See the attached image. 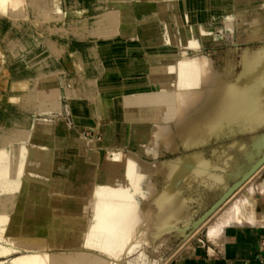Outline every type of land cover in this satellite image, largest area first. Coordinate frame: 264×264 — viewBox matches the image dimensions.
Listing matches in <instances>:
<instances>
[{
  "label": "rangeland",
  "instance_id": "obj_1",
  "mask_svg": "<svg viewBox=\"0 0 264 264\" xmlns=\"http://www.w3.org/2000/svg\"><path fill=\"white\" fill-rule=\"evenodd\" d=\"M113 1L111 6L110 0L95 3L84 0L82 8L97 4L94 9H98L70 17L64 16L66 2L60 0L62 14L55 21L62 28L51 30L44 19H38L34 25L39 33L40 49H46L49 58L54 60L48 58L46 64L56 66V71L42 73L39 78L53 80L52 91L41 88L46 103L57 105L50 113L41 104L39 107L37 96L30 99L23 95V101L21 98L14 101L10 95L14 87L22 88L19 81L25 77L35 82L36 68L26 67L24 75H17L15 68L12 69L16 58L7 52L6 56L3 50L7 48H1L0 60L6 56L5 60L13 64L11 70L0 68V79L5 82L0 83V135L16 127L13 122L6 124L7 112H19L17 115L29 118L33 114L37 122L60 121L62 128L50 140L55 145L49 142L55 146L51 150L59 166L54 168V161L49 163L51 178H45L47 182L35 187L39 194L32 202L50 198L55 208L53 215L58 211L69 212L72 221L75 220L73 212L81 209L83 215L78 217L76 225L84 224L86 228H58L57 235L45 232L43 236L51 243V250L40 251L32 233L37 232L38 224L47 221L45 215L28 212L21 227L12 224L14 215L0 218V264H14L37 254H40L38 261L32 264H198V261L264 264V257L261 263L249 258L240 261L238 257H226L218 249L214 254L210 249L212 258L225 260L195 258V249L203 256L198 248L204 244L207 247L216 244L228 253L226 234L230 232L238 236V245L233 250L243 252L241 256L247 255L246 251L252 252L251 247L246 248L251 240L247 230L264 232V202L260 201L264 186L259 183L264 178V0H186L185 5L179 4L181 17L175 22L172 20L166 40L158 37L153 43L141 33L143 24L134 8L136 0ZM112 7L119 15L123 12L129 15L134 23L131 31L125 36L119 34L117 40L128 43L139 40L144 49H151L142 53L132 48L127 50L125 70L129 76L126 77L118 61L102 57L98 45L101 36L95 33L97 29L90 20L95 12ZM140 12L145 16V12ZM70 18L83 19L84 23L76 26L69 23ZM25 20L20 23L25 24ZM76 27L83 31L80 37L74 32ZM58 36L71 43L70 51L65 53H77L76 72L92 79L93 94L82 89L77 93L73 83L62 81L70 69L64 53L52 49ZM21 42L17 44H25L24 40ZM91 46L97 53L96 67L90 71L85 67V49ZM106 76L113 77L117 83L113 78L105 83L106 78L102 79ZM89 87L86 88L92 89ZM113 90L116 92L113 96L103 95L104 91ZM126 91L142 94L148 101L146 109L139 110L135 126H131L134 120L123 119V113L116 106L120 101L122 110L130 111L132 104L128 100H118ZM82 92L88 95L82 96ZM95 96L106 99L107 108L99 102L98 108L104 109H94ZM74 99L82 101L72 107ZM21 101L32 106L18 109ZM73 108H77L76 117ZM12 132L7 137L0 136V142L10 145L14 152L10 159L14 156L11 159L14 162L18 145L26 142L20 138L28 136L29 130L25 134L24 130ZM35 147L40 151V147ZM37 150L34 157L44 164ZM89 161L92 168L87 173L81 168ZM75 165L81 170L78 176L70 172ZM83 174L85 177H81L85 180L78 185L80 191L76 192L75 204L63 205L62 185L82 180L79 176ZM98 183L97 190L93 191ZM235 202L250 203L252 209L242 210L240 220L235 219L238 223L231 225L230 221L212 239L211 227L228 214ZM259 246L262 252L264 234Z\"/></svg>",
  "mask_w": 264,
  "mask_h": 264
},
{
  "label": "bare ground",
  "instance_id": "obj_2",
  "mask_svg": "<svg viewBox=\"0 0 264 264\" xmlns=\"http://www.w3.org/2000/svg\"><path fill=\"white\" fill-rule=\"evenodd\" d=\"M59 1L60 0H0V21L1 20L8 21L10 23V26L8 27L9 31L16 33L18 31L17 28H19V26L21 24L20 23L21 20L29 19L30 18L29 15H31L32 19L35 20V23H34L35 26H36V23L39 21L38 19H42V20L44 19L45 23L47 22V25L50 26L51 30H58L59 27L62 28V26L57 25V23L55 21V19H57V16H59V14L61 13L59 10L60 9ZM64 1L66 2V7H65V10L63 12L64 16L75 17V16L82 14L83 12H87V11L91 12L93 10L95 11L98 9V8L94 9V6L98 7L97 4L90 5L87 8H82L80 5L83 3L84 0H64ZM94 1H96V0H92V2H94ZM99 1H101V0H99ZM149 2H150L149 0H136V3L134 4V8L136 11H138L139 18L143 24L141 33L144 34L145 36H148L151 39L150 43H153L155 40L158 39V37H159V39L162 38L161 40H163V38L166 37V34L170 30L171 24H173L172 20H174V22H175L176 18L179 20V18H178L180 16V11H179L180 7L179 6L182 5L183 2L186 3V0H165V1L155 0L154 4H150ZM199 2L197 3V6H199ZM185 3H183V4L185 5ZM194 3H195V1H194ZM110 4H111V6H113L114 1L110 0ZM140 11L145 12V16H143ZM82 18H84V17H82ZM90 20H91V24L93 26H95L97 29V32H95V33L98 34L99 36H101L100 43L98 45L100 47V53H101L102 57H108L110 60H112V62L118 61L121 64L122 75H125V77L128 75V73H126V70H125L126 69V67H125V54L127 53V50L129 48L130 49L132 48L133 50H135L139 53L144 52V50H147V51L151 50V49H144L142 47V45L140 44L139 40L138 41L134 40V41H131L129 43L125 42L123 40H117L118 39L117 36L119 34H122V36L127 35V33H129L131 31L130 29H132L134 23L129 19V15H126L124 12H123V15H119L118 11L114 7L110 8L108 10H104V11L101 10V11L95 12L93 15H91ZM25 21H28V20H25ZM69 23L77 24L76 26H80L82 23H84V20L83 19L78 20L75 18L74 19L70 18ZM174 25H176V24H174ZM95 27H93V28H95ZM172 27H174V26H172ZM180 27L178 29H180ZM2 29L4 30L5 27L0 25V42L2 43V45L0 46V54H2V51H1L2 47L7 48V51L4 50L3 52H5V53L7 52L12 57L17 56L18 54H22L20 60L14 62L15 65L12 68L13 71L15 68V70H16L15 72L17 73V75L18 74L24 75V73L26 72V67L36 68L35 71L33 72L35 82L31 81V78H29V77L22 78V76H21L22 80L19 79L20 80L19 82L22 83V85L20 84L22 86V88L19 87L18 89H16V87H17V85H16V87H14L15 90H13V92L11 89L12 93L10 95H12V97H14V101H16L15 100L16 98L17 99L21 98L23 95L30 97V99H32L31 98L32 96H37V98L40 100V101L38 100V105L40 107V104H41L44 107L43 110L45 112L50 113L52 111V109H57V105L55 103H53L52 106H50L51 104L46 103L47 100L45 99L44 91L41 89V88H45L46 90H50V88L52 87V84H53V80H49L46 77H44L43 79H39L40 74H42V73L48 74V73H52V72L56 71L55 64L54 65L50 64L51 69H50V65L46 64L47 59L50 56L49 53L47 52V50L41 49V50H38L35 52H29L28 48L26 47V43L24 45L17 44V42H20V41H22L21 43H23V40H22L23 37L21 35L13 38L10 34L3 32ZM64 30L67 32V29L64 28ZM174 30H172V31H174ZM74 32H76L79 36L82 34L83 31H81L79 27H76L74 29ZM167 36H170V35L168 34ZM165 40H166V38H165ZM5 46H7V47H5ZM70 48H71V43L67 39H65L64 37H60V36H58L56 38L55 43H54V47L52 48L55 52H63L64 53V58L66 61L65 63H66V65L69 66V69H70V74H68L66 76V80H64V78H63L62 81H64V83L65 82H68L71 84L73 83V85H74L73 87H75L74 90H77L78 91L77 93H79L80 92L79 90L82 89L83 92L87 91V90H91V91H88V94H89V92H91L93 94V92H95V89H94V87L90 86V84L93 82L92 79L88 78L84 74H80V73L76 72V70H78V66H79L75 62V57H76L77 53H74V54L71 53L70 55L65 53L66 51H70ZM7 53H6V56H7ZM96 53H97L96 50L92 46L85 49V55H86V66L85 67L90 71L93 68L95 69V67H96L95 66L96 65V63H95L96 62L95 61ZM50 60L52 62L54 61L53 59H50ZM139 60H141V59H139ZM142 62H143V60H142ZM181 66L182 65H180L179 67L181 68ZM179 67H178V69H180ZM47 70H49V71H47ZM181 71L182 70H180V72ZM17 75L15 74V77L13 78L14 80L16 79ZM12 77H11V79H12ZM105 78H106V80H105V83H106V82H110V79L112 81L113 77L106 76L102 79V81ZM14 80H13V84L17 79L15 81ZM113 80H114V78H113ZM1 81L3 82V80L0 79V83H2ZM5 81L8 82V80H5ZM114 81H113V83H114ZM40 82H42L41 83L42 85L40 84ZM3 83H5V82H3ZM3 85H2V88H3ZM86 87H89L92 89H87ZM4 89H5V86H4ZM84 89H86V90H84ZM74 90H73V92H74ZM1 91H2V89H1ZM50 91H52V90H50ZM83 92H82V96L85 93H86V95H88L87 92H85L84 94H83ZM130 92L131 91H126V93L120 94L118 97V100H119V98H122V99L128 100L127 102H130L132 104V108H130V111L129 112L123 111L122 110V108H123L122 104L119 103L120 101H117L116 106H117L118 110L121 111V113H123V119L124 120H130L131 119L132 121L134 120V122L131 123V126H133V125L135 126L136 125L135 123H136L138 115H139V110L144 109L145 106L147 107L146 104H148V101H147V99L144 98V95H142V94L141 95H134V94H130ZM115 93L116 92H114V90L111 92L104 91L103 95H107L109 98L110 96H113ZM80 96H81V94H80ZM12 97L11 98L8 97L10 101H13ZM96 97L97 96H95V99H93V108L99 109V110H101L102 108L104 109V107L107 108V106H106L107 100L106 99L101 100V98L99 99L98 97H97V99H99V100H96ZM21 100H22V98H21ZM14 101H13V103H14ZM22 101H21L22 106H18V107L15 106V107H17L18 109H22V108L24 109V105L26 107L29 106V104L31 105V103H29V101H28L29 104H26L27 102L23 104ZM80 101H82V99L72 100L71 106L75 107L76 104ZM96 101H98V102H96ZM99 102L101 104H99ZM13 103L11 102L12 106H14ZM15 103H17V102H15ZM130 103H129V105H130ZM98 104L99 105H105V106L104 107L100 106L102 108H100V107L98 108ZM39 107H38V109H39ZM73 109L72 110L75 112L74 115L76 117L77 112H78L77 108H73ZM96 111H98V110H95V112ZM17 113H19V112H17ZM17 113H8L7 112V115L4 118L7 119L9 121V123L7 120H6L7 123L6 122L5 123L10 125L13 122L14 126H16V127H15V130H11V131L8 130V131L4 132L3 134H1L0 135L1 138L7 137L8 135L13 134L12 131H14V133L15 132L18 133V132H21L22 130H24V134H25V130H29V134L26 137L20 138V140H25L26 142L23 141V143L18 145V148L15 151L16 152V155H15L16 160L14 162H11L12 161L11 159L14 156L11 157V159H10V155L13 152V150L10 148V145L5 146V145H3L4 142H3V144H2V141L0 142V218H3V217L7 218L9 216L14 215L15 219L12 221V224L16 225V226L18 225L21 227L25 223V219L27 217L26 214L28 212L29 213L39 212L40 214H42V216L45 215L47 217V221L44 223L38 224L37 232L32 233L33 236L36 237V240L38 241L35 244L37 246V249L40 251H43V250L50 249V247H51V243H49L45 240L46 237L43 236L44 235L43 233L48 232L50 234L51 232H55L57 235L59 233L58 228H67V227L68 228H78V227L80 228L81 227L82 229H80V230H83L86 227L84 224L80 225V226L76 225L78 217L83 215L81 209H77V210H75V212H73L75 214V220L72 221L71 215L69 212L65 213L62 211H58V212L54 213L55 215H53V211L55 208L52 205L53 202L50 198H48L47 200L39 201L38 203L32 202L33 198H35V196H37V194H39V190L35 187L39 188V186L42 183L47 182V181H45V178L46 179L51 178V174H50L51 166L50 165L52 163L51 161L55 160L54 154H53V152L55 150V146H54V148H53V146H51V144H54V143L51 142L50 140H53L52 138L54 136H57L55 134L60 131L62 126L60 125V121H56V120L52 121V120L46 119L43 122L40 120H38L40 122H37V121H34V118H33L34 115L33 114L31 115L32 118H29L27 116L25 117L24 114L17 115ZM79 117H81V116H79ZM6 129H7V127H6ZM59 137H57V138H59ZM16 139H19V138H16ZM28 142H31V144L30 143L28 144ZM59 142H61V141L59 140ZM61 143H63V142H61ZM36 145L38 147H40L39 148L40 151L37 149H34V147ZM51 147L54 149L53 151L51 150ZM36 150L39 151V154L40 153L42 154L41 156L43 158H41V157L40 158L43 160L44 164H42V163L40 164L35 159L34 154H36L35 153ZM38 160H40V159H38ZM49 163H50V165H49ZM58 163L59 162L54 161L53 167L56 168L57 166H59ZM76 166L77 165H75V167ZM72 167H74V166H72ZM70 168H69V170H70ZM76 168L73 170L71 169V171H70L73 175L74 174L77 175L78 171H81L79 167H76ZM91 168H92V162L89 161L87 164L83 165L81 169H83L84 172H85V170H86V172L87 171L89 172V171H91ZM70 172H69V174L72 175ZM30 173H32V175ZM28 174H30V175H28ZM80 174H81V172H80ZM74 176H72V178H74ZM81 176L85 177L84 174L80 175L79 177H81ZM82 177H81L82 180L78 179L79 181H76L74 179L75 182L72 184L71 183H67V184L65 183L62 185L63 187L61 189L62 190L61 191V193H62L61 199L63 201L62 202L63 205H67V206L72 207L75 204V200H76L75 197L77 194L76 192L80 191L81 181L85 180ZM75 178H77V177H75ZM259 183H260V186L263 187L264 186V178ZM79 184H80V186L78 189ZM98 186H99V183L94 185L92 188L93 191L97 190ZM247 194H246V196H247ZM254 197H255V195H254ZM242 198H244V197H242ZM247 199L249 200L250 198L248 197ZM249 209L250 210L252 209V206L250 203L244 202V204H241V203L239 204L238 202L237 203L235 202V204H233L231 206V208L229 209L228 214L226 216L224 215L225 217H222L221 219L217 220L216 223L213 224V226L210 229V234H211L210 237L213 239L214 235L216 233H218L221 230V228L228 225V223L230 221H231L230 224L231 223H233V224L238 223V221H236V220L237 219L240 220L239 216L242 214V210H249ZM90 218H91V216H90ZM233 219L234 220L236 219V220L232 221ZM33 220H34L33 222L37 221V219H33ZM1 221H2V219H0V222ZM62 224H63V226H62ZM256 225H258V224H256ZM224 234H225V232H224ZM226 236H227V234H226ZM63 239H65V237H63ZM71 241H75V240H71ZM79 241H81V239L77 240L76 242H79ZM188 251H189V249H188ZM37 253H39V252H37ZM39 255L40 254H37V256L31 255L29 258H27V260L25 259V261L17 260L14 262V264H32V261H38ZM198 264H204V263L198 261Z\"/></svg>",
  "mask_w": 264,
  "mask_h": 264
},
{
  "label": "crops",
  "instance_id": "obj_3",
  "mask_svg": "<svg viewBox=\"0 0 264 264\" xmlns=\"http://www.w3.org/2000/svg\"><path fill=\"white\" fill-rule=\"evenodd\" d=\"M29 17L30 18L28 19V21L25 24H20L19 28H17L18 31L16 33L9 31L8 27L10 26V23L8 21L1 20L0 25L5 27V29L4 30L2 29V31L10 34L13 38L21 35L23 37L22 40H24V42L26 43V47L28 48L29 52H35V51L41 50L40 49V46H41L40 38H39V33L34 29L35 20L32 19L31 15H29ZM21 55L22 54H18L17 56H15V58H16L15 61L20 60ZM4 57H6V56H4ZM4 57H2V59L0 60V68L3 66L5 68L11 70L13 62H11L9 60H5ZM260 201L264 202V195L261 196ZM247 233H248L249 237H251V240L249 243L250 245L248 244V246L246 248H249V247L252 248V252L249 253L248 251H246L247 255L241 256L239 254H242L243 252H240L238 250H233L235 248V246L238 245V241H237L238 237L235 236L234 233H232V234H228L227 238H226V242L228 243V245H230V247L228 248V253L221 250L218 246H216V244H213V246L209 245L208 247L206 246V244H204L198 248L199 251L203 252V256L202 255L199 256L197 249H195V258L198 260H202V259H215L218 261L225 260V259L212 258V256H211L212 254L210 253V249L214 250L213 254L216 253L217 252L216 249H218V250L222 251L223 253L227 254L228 256L226 255V257H229V256L230 257L233 256L235 258L238 257V258H240V261H243V259H245V258L246 259L249 258V259L255 260L257 262H260L261 258L264 257V250H262V252L259 251L260 250L259 244H260V240L262 238V234H264V232H261V231L254 232L251 229H248ZM232 260L238 261L237 259H232Z\"/></svg>",
  "mask_w": 264,
  "mask_h": 264
}]
</instances>
